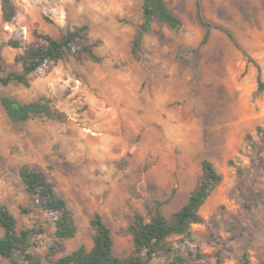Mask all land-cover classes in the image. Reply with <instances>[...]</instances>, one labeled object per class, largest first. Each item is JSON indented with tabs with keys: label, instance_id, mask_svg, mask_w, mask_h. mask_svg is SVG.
<instances>
[{
	"label": "rangeland",
	"instance_id": "obj_1",
	"mask_svg": "<svg viewBox=\"0 0 264 264\" xmlns=\"http://www.w3.org/2000/svg\"><path fill=\"white\" fill-rule=\"evenodd\" d=\"M197 0H165L182 21L172 30L153 19L144 35L142 58L133 59L130 41L141 21L142 0H13L17 15L3 21L0 42L8 70L32 40V31L56 37L72 25L87 24L100 38V62L66 57L30 85L12 82L0 92L20 101L48 96L68 115L65 122L35 118L9 120L0 104V203L16 228L41 226L30 251L43 260L51 244L50 216L38 205L29 213L17 169L43 170L64 198L77 224L51 259L80 245L89 249V220L99 213L111 229L113 252L124 257L133 244L126 228L134 211L146 215L155 199L166 200L169 216L187 200L207 159L221 182L200 208L202 221L191 236L174 235L186 264H264V0H198L205 19L229 29L238 49L221 30L198 22ZM8 26V27H7ZM2 229L0 227V235ZM0 264L7 260L0 255ZM152 264H165L164 257Z\"/></svg>",
	"mask_w": 264,
	"mask_h": 264
},
{
	"label": "trees",
	"instance_id": "obj_2",
	"mask_svg": "<svg viewBox=\"0 0 264 264\" xmlns=\"http://www.w3.org/2000/svg\"><path fill=\"white\" fill-rule=\"evenodd\" d=\"M195 4L198 22L205 27L200 44L207 41L208 29L214 27L223 31L233 44L245 53L229 29L205 19L200 2L197 0ZM0 9L3 21L11 23L15 19L17 8L13 0H0ZM141 17L130 41V54L137 61L142 58L143 38L150 31L154 18L175 31L182 27L180 17L169 9L165 0H142ZM32 37L26 44L15 39L6 42L13 48L22 49L14 56V64L18 66L15 70L7 69L2 55L3 43L0 42V85L17 82L29 86L32 75L48 74L66 57L79 60L84 55L93 62L102 60L95 51L102 40L91 36L87 24L72 25L56 37L33 30ZM258 86L259 89H264V83L260 79ZM0 104L9 120L15 124L35 118L59 122L68 119V115L53 105L48 96L24 102L0 92ZM201 171L200 178L190 191L186 202L169 216L162 212V205L166 200L155 199L153 204L147 205L146 215L134 211L133 218L126 228L131 236L133 249L126 256L119 257L114 254L111 229L102 216L95 212L89 220L94 231L91 247L87 249L80 245L57 259H51L53 250L61 242L75 236L77 224L66 200L57 194L46 173L28 163H22L17 172L28 195V204L21 207V211L29 213L36 204L45 211L50 216L52 240L45 260L32 253L31 238L41 234L43 227L32 226L18 230L14 215L5 204L0 203V255L7 260V264H152L158 257H164L165 264H186L189 260L199 257V253L183 254L172 245L169 238L174 235L190 238L192 224L202 221L201 206L222 179L221 174L207 159L201 161ZM215 264H218V260ZM241 264H248L245 252Z\"/></svg>",
	"mask_w": 264,
	"mask_h": 264
},
{
	"label": "built area",
	"instance_id": "obj_3",
	"mask_svg": "<svg viewBox=\"0 0 264 264\" xmlns=\"http://www.w3.org/2000/svg\"><path fill=\"white\" fill-rule=\"evenodd\" d=\"M8 27V26H7Z\"/></svg>",
	"mask_w": 264,
	"mask_h": 264
}]
</instances>
